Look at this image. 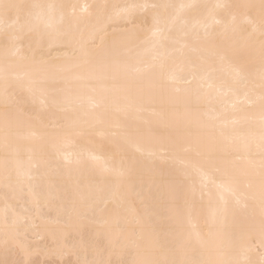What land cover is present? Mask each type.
Segmentation results:
<instances>
[{"label": "bare ground", "instance_id": "1", "mask_svg": "<svg viewBox=\"0 0 264 264\" xmlns=\"http://www.w3.org/2000/svg\"><path fill=\"white\" fill-rule=\"evenodd\" d=\"M5 2L45 7L25 8L15 27L6 29L0 19V73L7 68L25 82L38 71L61 75L60 69L82 61L83 49L102 42L128 46L132 64L154 67L127 77L74 69L57 105L50 90L14 87L5 97L0 87V240L7 204L18 212L31 210L38 228L29 235L40 245L31 257L35 264H76L85 259L83 248L89 249L88 259L98 248L113 264H134L154 247L157 256L182 259L181 245L189 257L190 249L203 245L213 253L226 248L225 258L260 264L259 113L249 108L242 86L233 84L234 66L259 71L261 36L250 35L248 23L258 9L233 7L232 21L223 9L203 7L260 0ZM142 3L198 7L177 8L179 20L172 24L169 18L163 36H153L151 10L130 16L126 11ZM29 12L32 25L43 13L67 38L49 41L43 23H26ZM6 109L22 120L7 150ZM106 167L123 175L106 173ZM225 202L226 215L220 211Z\"/></svg>", "mask_w": 264, "mask_h": 264}, {"label": "snow or ice", "instance_id": "2", "mask_svg": "<svg viewBox=\"0 0 264 264\" xmlns=\"http://www.w3.org/2000/svg\"><path fill=\"white\" fill-rule=\"evenodd\" d=\"M44 5H21L14 3H7L5 0H0V19L4 20L6 29L7 27H15L16 24L20 22L21 13L25 8L31 9H43ZM48 8H53L55 6L49 5ZM196 5H184L179 6L173 4H155V3H142L134 4L129 6L126 10L128 15H132L135 11L140 10L147 12L151 10V20H152V35L153 36H163L165 27L168 25L169 18L172 24H175L179 20V12L175 10L179 8L183 10L185 8H196ZM206 9H223L226 13L231 15V20H235V14L231 13L233 7H240L255 11L258 9L256 16L249 15L248 23L251 25V34L259 31L261 36V55H260V68L258 73L253 72L249 67L243 65H237L233 67L234 80L233 84L242 86L244 90V96L249 108H257L259 113V142H260V163H259V188H260V199L261 206L264 209V0H260L258 5L246 4L233 6L230 4H216L212 6H203ZM16 13L15 24L12 23V13ZM36 25H32V13L29 12L26 18V23L34 28L38 27L40 23L45 26L44 35L49 41L59 42L67 38V34L62 32L61 28L53 23H51L43 13L36 16ZM220 23L219 20L215 21ZM183 24L187 26V22L184 21ZM21 30L23 25L20 26ZM168 31H171L168 28ZM205 32L207 35V26H205ZM187 36L188 32H184ZM135 39V35H130L128 38V45H130ZM130 47L125 46L121 50V46L118 43H113L111 45H105L103 42L98 48L93 50H82V61L76 63L74 66H70L64 69H60L61 75L56 74V70H49L52 74L50 76H42L39 71L35 74L29 75L27 82L24 81L22 77L15 76L8 72L7 68L0 73V87H2L5 97L8 96L10 90L14 87H26L29 91H40L46 93L51 91V103L57 105L59 103L58 95L65 91L62 84H65L70 75L74 73V69H82L91 75L100 74L108 75L110 73H120L125 77L151 73L153 71L152 65H145L144 67H139L132 64L127 58V53L130 51ZM222 58H225L222 56ZM162 67V65H161ZM75 78H79L77 74ZM177 77L173 74L170 77L172 82H175ZM190 82V81H189ZM258 89V91H257ZM235 107V105H233ZM249 122L253 117H249ZM4 121V134H5V148L6 150L10 146V137L13 134V130L19 128L22 125V120L20 116L13 114L9 110H5L3 115ZM66 163L72 164V161H67ZM79 165L81 162L77 160L75 162ZM104 172H115L117 175L122 176L123 172L120 170L105 168ZM6 181L11 183V177L7 175L6 170ZM249 188L252 187L251 184L248 185ZM223 214H227L229 208L225 202L224 206L220 209ZM4 220V233L3 239L0 240V253L5 257L0 259V264H35V261L31 257L39 250V243L35 242L30 238V230H36L38 228L31 218V210L24 208L23 211H17L16 206L7 205L3 212ZM261 233L264 235V218L261 220ZM136 245L138 253H140L141 247L138 242H133ZM184 253L185 258L175 259L169 258L167 253L161 252L159 256L156 253L159 251L157 248H153L150 252L148 250H143L145 258L139 259L134 262V264H252L250 260H240L235 258H225L226 248H221L216 253L212 250L206 249L201 246V248L190 249L192 256H188L187 245H181L179 249ZM85 259L83 261L77 260L76 264H113L111 259L104 258V252L98 248H93V258L88 259V248H83L81 250ZM18 256L19 259L10 261L9 256ZM195 256H200L201 258H193ZM123 264V261L120 262ZM260 264H264V259L261 260Z\"/></svg>", "mask_w": 264, "mask_h": 264}]
</instances>
